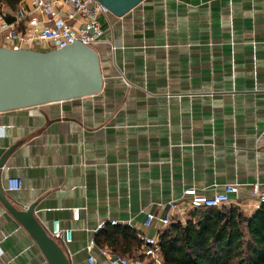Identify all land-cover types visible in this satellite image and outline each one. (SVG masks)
<instances>
[{"label":"crops","instance_id":"obj_1","mask_svg":"<svg viewBox=\"0 0 264 264\" xmlns=\"http://www.w3.org/2000/svg\"><path fill=\"white\" fill-rule=\"evenodd\" d=\"M100 22L101 93L0 114L8 202L35 205L50 234L56 221L71 230L59 244L72 264H111L88 250L102 223L158 236L148 215H173L193 187L213 196L237 183L229 206L252 216L262 205L252 189L264 188V0H144ZM8 177L22 189L8 191ZM181 209L186 223L192 210ZM0 245L12 264H48L1 199Z\"/></svg>","mask_w":264,"mask_h":264},{"label":"built area","instance_id":"obj_2","mask_svg":"<svg viewBox=\"0 0 264 264\" xmlns=\"http://www.w3.org/2000/svg\"><path fill=\"white\" fill-rule=\"evenodd\" d=\"M31 2L32 10L28 12L19 10L15 14L14 22H8L4 14L0 13V44L3 47L20 49L29 45L35 50L49 51L63 49L80 42L95 49L101 42L104 31L100 18L110 11L98 0H32ZM22 186L23 182L20 178H7L8 191H20ZM221 190L220 192L217 189L213 196H208L204 190L190 188L179 201L169 205L173 215L157 219L150 214L145 222V228L150 229L157 220L164 228L176 218L182 221V205L191 210L229 206L232 204L233 196L240 195L242 187L236 183L224 185ZM252 195L264 203V188L259 184L253 187ZM73 217L74 220L79 221V209L73 211ZM110 224L119 225L116 221ZM105 225L106 223H102L98 232L103 230ZM51 237L57 242L64 241V245H67L72 241V231H63L56 221ZM138 238L142 243L140 255L143 258L141 259L115 255L106 248L98 247L96 241L90 243L88 250L92 252L98 249L111 264H163L159 235L152 237L139 233ZM3 240H6V237H3ZM4 254V249L0 245V264H12L4 259ZM88 261L89 264H96L92 256Z\"/></svg>","mask_w":264,"mask_h":264},{"label":"water","instance_id":"obj_3","mask_svg":"<svg viewBox=\"0 0 264 264\" xmlns=\"http://www.w3.org/2000/svg\"><path fill=\"white\" fill-rule=\"evenodd\" d=\"M98 1L110 13L123 17L144 0ZM103 86L100 56L83 43L49 51L0 46V114L95 96ZM0 199L38 245L48 264H72L64 247L36 218L35 205L22 211L15 209L1 183Z\"/></svg>","mask_w":264,"mask_h":264},{"label":"trees","instance_id":"obj_4","mask_svg":"<svg viewBox=\"0 0 264 264\" xmlns=\"http://www.w3.org/2000/svg\"><path fill=\"white\" fill-rule=\"evenodd\" d=\"M23 2L0 0V13L14 22ZM191 214L186 223L176 218L159 233L163 264H264V203L252 216L236 206ZM95 241L115 255L143 258L142 243L129 226L106 224Z\"/></svg>","mask_w":264,"mask_h":264}]
</instances>
